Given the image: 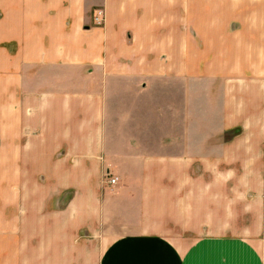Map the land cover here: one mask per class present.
Listing matches in <instances>:
<instances>
[{
    "label": "crops",
    "instance_id": "0c3cea01",
    "mask_svg": "<svg viewBox=\"0 0 264 264\" xmlns=\"http://www.w3.org/2000/svg\"><path fill=\"white\" fill-rule=\"evenodd\" d=\"M0 264H264V0H0Z\"/></svg>",
    "mask_w": 264,
    "mask_h": 264
},
{
    "label": "built area",
    "instance_id": "2783aa9c",
    "mask_svg": "<svg viewBox=\"0 0 264 264\" xmlns=\"http://www.w3.org/2000/svg\"><path fill=\"white\" fill-rule=\"evenodd\" d=\"M101 13V12H100ZM108 181L110 182V183H115L116 181H117V177H110L109 179H108Z\"/></svg>",
    "mask_w": 264,
    "mask_h": 264
}]
</instances>
